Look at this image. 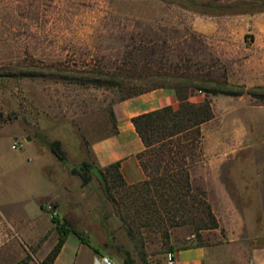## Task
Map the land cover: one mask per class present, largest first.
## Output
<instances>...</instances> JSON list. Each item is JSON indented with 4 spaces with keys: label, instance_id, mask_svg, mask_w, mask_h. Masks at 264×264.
<instances>
[{
    "label": "rangeland",
    "instance_id": "1",
    "mask_svg": "<svg viewBox=\"0 0 264 264\" xmlns=\"http://www.w3.org/2000/svg\"><path fill=\"white\" fill-rule=\"evenodd\" d=\"M200 1L224 9L164 0H0V150H11L8 138L20 132L23 142L30 137L28 152H48L49 141H60L71 164L91 163V143L114 131L113 107L126 94L117 84L144 71L129 56L140 53L163 68L190 59L206 77L260 94L209 97L215 117L202 126L203 155L190 169L194 188L217 220L238 207L263 213L264 0ZM238 3L255 5L229 8ZM134 80L140 88L152 85ZM44 163L66 167L47 156L29 164L31 171ZM67 170L58 216L90 243L71 233L69 247L80 239L116 264H166L177 248L222 241L224 228L172 226L163 209L148 225L132 189L111 182L114 204L96 177L83 185ZM31 261L42 264L31 255L19 264Z\"/></svg>",
    "mask_w": 264,
    "mask_h": 264
},
{
    "label": "crops",
    "instance_id": "2",
    "mask_svg": "<svg viewBox=\"0 0 264 264\" xmlns=\"http://www.w3.org/2000/svg\"><path fill=\"white\" fill-rule=\"evenodd\" d=\"M191 101L202 102L203 95L198 94ZM168 107L178 109L179 100L176 92L166 87L117 102L113 107L114 131L91 143V163L103 169L119 163L128 185L145 181L147 176L139 159L145 146L133 119ZM4 129L0 127V139ZM29 138L26 136L23 142L20 132L11 133L8 140H12V145L19 143V151L12 145L11 150H0V264H19L29 255L42 263L58 243L59 234L46 207L53 205L61 215V197L68 191L69 173L60 164L47 163L37 167L39 173L31 171L29 164L54 155L51 151L41 152L38 146L37 154L28 152L32 146V142H27ZM218 221L221 230L225 229V234L221 233L222 241L177 248L172 251L176 264H264V244L254 245L256 240L264 238V212L238 207L218 217ZM72 236L53 264H102L103 255L90 246L85 247L80 239L69 247ZM50 240H54L52 247L42 253Z\"/></svg>",
    "mask_w": 264,
    "mask_h": 264
},
{
    "label": "trees",
    "instance_id": "3",
    "mask_svg": "<svg viewBox=\"0 0 264 264\" xmlns=\"http://www.w3.org/2000/svg\"><path fill=\"white\" fill-rule=\"evenodd\" d=\"M164 1L184 3L198 10L224 9L223 6L200 0ZM254 5V3H238L229 8L238 9ZM128 60L133 67H144V64L145 67L142 73H132L136 76L123 78L122 82L117 84L121 85L126 92L122 100L160 87L173 89L179 100L178 109L168 107L133 119L135 128L145 146L139 159L146 173V180L139 184L128 185L120 172L119 163L104 169L86 161L80 165H73L69 162L60 141H49L50 151L69 169L72 175L82 179L83 185L90 184L93 177H96L105 196L114 204H116V199L111 193V182H118L123 187L132 189L137 195V201L141 204L140 209L142 212L146 211L145 222L148 225L153 222L157 223L159 210L163 209L170 216L169 221L172 226L191 222L196 224L200 230L218 229L220 226L212 207L207 202L205 193L194 188L190 173L191 167L203 155L202 126L215 117L209 97L217 95L239 97L245 93L258 97L260 94L255 89L246 92L245 88L234 86L227 80L221 81L206 77L199 68L193 67L190 59L183 58L167 68L162 67L161 61L154 62L140 56V53L130 55ZM158 64L161 67H158ZM137 76L145 77L152 85L148 88H140L133 83ZM142 79L144 78H140ZM92 81L100 83L102 80L100 76H96ZM200 93H205L206 99L198 103L192 102L191 98ZM61 221L59 216L53 218L59 234L58 243L42 264L54 263L71 233L77 235L84 243L90 244L76 229L69 228L67 223L61 225ZM92 248L100 254L98 248ZM125 264H133L131 258H127Z\"/></svg>",
    "mask_w": 264,
    "mask_h": 264
},
{
    "label": "built area",
    "instance_id": "4",
    "mask_svg": "<svg viewBox=\"0 0 264 264\" xmlns=\"http://www.w3.org/2000/svg\"><path fill=\"white\" fill-rule=\"evenodd\" d=\"M202 94V93H200ZM13 149H18L19 145L17 143L12 145ZM47 211L50 212L52 214L53 217L58 216V213L56 211V209L54 208L53 205H48L46 207ZM101 262L102 264H116L110 257L108 256H102L101 257ZM166 264H176V259H175V254L174 252L170 251L167 253V257H166Z\"/></svg>",
    "mask_w": 264,
    "mask_h": 264
},
{
    "label": "water",
    "instance_id": "5",
    "mask_svg": "<svg viewBox=\"0 0 264 264\" xmlns=\"http://www.w3.org/2000/svg\"><path fill=\"white\" fill-rule=\"evenodd\" d=\"M0 80H1V78H0ZM29 140H30V138H29Z\"/></svg>",
    "mask_w": 264,
    "mask_h": 264
}]
</instances>
